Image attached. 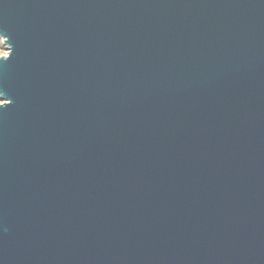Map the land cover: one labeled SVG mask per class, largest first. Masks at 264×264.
Here are the masks:
<instances>
[{"label":"water","instance_id":"obj_1","mask_svg":"<svg viewBox=\"0 0 264 264\" xmlns=\"http://www.w3.org/2000/svg\"><path fill=\"white\" fill-rule=\"evenodd\" d=\"M0 264H264V0H0Z\"/></svg>","mask_w":264,"mask_h":264},{"label":"rangeland","instance_id":"obj_2","mask_svg":"<svg viewBox=\"0 0 264 264\" xmlns=\"http://www.w3.org/2000/svg\"><path fill=\"white\" fill-rule=\"evenodd\" d=\"M8 52L9 50L7 45L5 44L4 40L0 38V57L8 55Z\"/></svg>","mask_w":264,"mask_h":264}]
</instances>
